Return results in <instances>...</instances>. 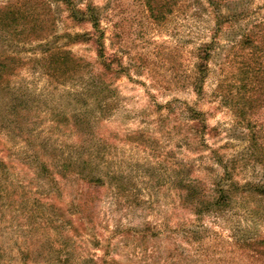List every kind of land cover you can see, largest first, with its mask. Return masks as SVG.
<instances>
[{"label": "rangeland", "instance_id": "obj_1", "mask_svg": "<svg viewBox=\"0 0 264 264\" xmlns=\"http://www.w3.org/2000/svg\"><path fill=\"white\" fill-rule=\"evenodd\" d=\"M90 1L116 77L94 74L96 46L67 36L92 23L62 4L35 10L55 31L28 22L7 46L24 63L0 92V264H264V0L224 1L240 14L220 27L206 0H161L156 15L146 0ZM252 30L256 47L243 43ZM51 44L84 73L34 68ZM234 182L231 202L208 210Z\"/></svg>", "mask_w": 264, "mask_h": 264}, {"label": "trees", "instance_id": "obj_2", "mask_svg": "<svg viewBox=\"0 0 264 264\" xmlns=\"http://www.w3.org/2000/svg\"><path fill=\"white\" fill-rule=\"evenodd\" d=\"M160 1L161 0H146L149 10L153 15H156V12L161 10V8H159ZM206 1L212 5L215 10L220 12L218 13V27L221 25V18L224 19L227 17L226 19L230 20L240 14L232 13L231 15H226V13H223V11H221V4L226 0ZM52 3H55L56 5L62 4L65 6V8L69 11L68 16L77 24H85L88 22L92 23L91 26L93 30L75 32L73 34L67 33V36L72 42L89 41L96 46L97 54L100 59L98 61L99 67L96 71H94V74L98 75L100 78H114L116 77V74L120 72V63L117 62V59L107 61L108 58L105 54L104 33L100 29V15L98 12V7L90 0H87L83 6H80L83 1L79 3L76 0H10L0 5V39L4 40V43L1 42L2 47L0 48L2 49V51H0V92L5 88H9L7 79L16 72L18 65L24 63H20L19 58L21 57H19L17 53H6L7 46H10L9 43L12 44L15 42L14 38L16 36L20 34L25 35L28 33V27L25 25L28 22L30 25H32V27H36L38 24H40L43 32H46V30L52 31V29L55 31L56 18L53 19L51 17L52 21L46 24L48 16L45 18V15H41L40 11H38L37 14L35 12V10L37 11L38 9H43L42 12L49 11V13H51L50 11H52L53 8ZM37 35L40 36L39 34ZM260 40H262V38L261 34H259V31L252 30L244 36L243 43L256 47L257 44L260 43ZM214 48V40L205 42L199 48V61L197 66L200 80L198 87H196L197 91L201 89V81L208 73L209 61L212 57ZM29 60L34 68H44L43 72L49 76L57 77L58 80L62 79L63 77L66 78L67 74L70 75V77L71 75L74 77L81 72L84 73V71H82L83 69L79 59L73 55L70 49L56 47L53 46V44L44 50V54L42 56H33ZM201 115V113H198L199 119L197 125L199 126V131L202 134H206L209 129ZM91 180L93 182H102V180L97 176L91 177ZM239 185L240 184L234 182L232 189L229 191H224L222 195L213 196L208 210H211L213 207L220 208L221 204L231 202L233 197L232 192H234L235 189H238ZM241 189L247 190L248 186L242 185ZM255 189L259 193H264V187H255ZM197 200L198 199H194L193 201L197 202ZM91 202L92 200L89 197L87 199L83 197L80 201V206L82 205L83 207H88ZM198 202L201 201L198 200ZM202 212L203 211H199V213ZM258 240H260V244H256L254 248L264 252V239Z\"/></svg>", "mask_w": 264, "mask_h": 264}]
</instances>
